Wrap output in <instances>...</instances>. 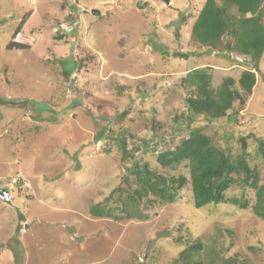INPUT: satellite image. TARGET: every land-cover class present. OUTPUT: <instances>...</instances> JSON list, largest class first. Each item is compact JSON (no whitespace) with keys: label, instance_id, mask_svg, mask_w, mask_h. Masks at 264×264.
<instances>
[{"label":"rangeland","instance_id":"obj_1","mask_svg":"<svg viewBox=\"0 0 264 264\" xmlns=\"http://www.w3.org/2000/svg\"><path fill=\"white\" fill-rule=\"evenodd\" d=\"M204 1L0 0V190L8 195L0 197V264H174L194 242L201 264H264V221L231 203L196 208L187 167L156 161L188 135L189 70L207 69L216 89L226 78L239 88L252 69L248 57L193 39ZM70 16L79 23L56 36ZM20 23L15 39L29 48L7 49ZM228 114L213 123L197 115L190 126L233 153L243 137L262 183L255 138L264 139V51L252 93ZM133 160L187 183L174 201L150 196L135 208L113 191ZM226 194L255 199L251 189Z\"/></svg>","mask_w":264,"mask_h":264},{"label":"trees","instance_id":"obj_2","mask_svg":"<svg viewBox=\"0 0 264 264\" xmlns=\"http://www.w3.org/2000/svg\"><path fill=\"white\" fill-rule=\"evenodd\" d=\"M74 19V16H70L68 22ZM21 25L22 23L14 29L12 38L20 31ZM191 36L209 52L223 49L227 54L234 52L248 57L252 69L242 71L238 78L239 88L234 85L232 78H226L216 89L210 86L211 76L207 69L189 70L183 78V84L189 90L184 100L189 120L185 128L188 135L173 147L159 152L156 161L161 167H187L193 205L196 208L206 204L231 203L241 209L249 207L255 216L264 221V181L260 182L259 172L249 162L251 156L247 151L245 139L242 137L238 140H242V144L233 153L230 149L216 144L212 135L203 132L202 126H190V122L194 121L197 115L204 116L205 121L209 123L230 116L228 110L232 108L233 103L239 101L243 104L245 97L252 93L256 71H259V61L264 51V0H205L192 23ZM6 48L26 49L29 44L10 39ZM175 55L187 58L189 53L178 52ZM120 141L122 158L132 157L126 138ZM255 142L256 156L264 164V139L256 137ZM145 147H148V143H145ZM128 172L129 174L122 178L125 186L118 185L113 191L119 192V196L126 195L128 203L135 208L142 199L150 196L161 202L174 201L178 191L187 183L184 174L160 173L151 168L148 161L141 163L133 160ZM232 188L241 192L246 189L253 190L254 203L250 204L243 194L240 197L228 196L226 192ZM124 206L122 209L127 211L126 201ZM93 213L102 215L103 210L100 206H95ZM201 246L200 242H194L185 247L179 252L174 264H177L179 259H182L184 264H201L200 260L192 259V253ZM215 259L207 264L232 263L219 257Z\"/></svg>","mask_w":264,"mask_h":264},{"label":"built area","instance_id":"obj_3","mask_svg":"<svg viewBox=\"0 0 264 264\" xmlns=\"http://www.w3.org/2000/svg\"><path fill=\"white\" fill-rule=\"evenodd\" d=\"M78 19H74L72 22H60L53 29L58 35H66L70 32L73 25L78 24Z\"/></svg>","mask_w":264,"mask_h":264},{"label":"water","instance_id":"obj_4","mask_svg":"<svg viewBox=\"0 0 264 264\" xmlns=\"http://www.w3.org/2000/svg\"><path fill=\"white\" fill-rule=\"evenodd\" d=\"M165 1L168 2V0H165ZM91 12H92V14H94V15H99V14H100V11L97 10V9H92ZM0 197H1L3 200H7V199H8L7 192H6L4 189H1V190H0Z\"/></svg>","mask_w":264,"mask_h":264},{"label":"clouds","instance_id":"obj_5","mask_svg":"<svg viewBox=\"0 0 264 264\" xmlns=\"http://www.w3.org/2000/svg\"><path fill=\"white\" fill-rule=\"evenodd\" d=\"M53 32H54V31H53ZM18 33H19V32H18ZM18 33H17V34H18ZM17 34L15 35V37H17V36H18ZM54 34L56 35V33H55V32H54ZM68 34H69V33H68ZM68 34H66V35H68ZM57 36H61V35H58V34H57ZM63 36H65V35H63ZM63 36H62V37H63ZM15 37L13 38V40H14V41H16V42H20V41H17V39H15ZM21 43H22V42H21Z\"/></svg>","mask_w":264,"mask_h":264},{"label":"crops","instance_id":"obj_6","mask_svg":"<svg viewBox=\"0 0 264 264\" xmlns=\"http://www.w3.org/2000/svg\"><path fill=\"white\" fill-rule=\"evenodd\" d=\"M19 32H23V31L20 30ZM22 34H24V33H22ZM17 41H20V40H17Z\"/></svg>","mask_w":264,"mask_h":264}]
</instances>
